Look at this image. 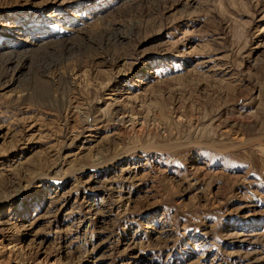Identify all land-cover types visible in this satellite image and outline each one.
<instances>
[{"label":"rangeland","instance_id":"374dc122","mask_svg":"<svg viewBox=\"0 0 264 264\" xmlns=\"http://www.w3.org/2000/svg\"><path fill=\"white\" fill-rule=\"evenodd\" d=\"M0 264H264V0H0Z\"/></svg>","mask_w":264,"mask_h":264}]
</instances>
